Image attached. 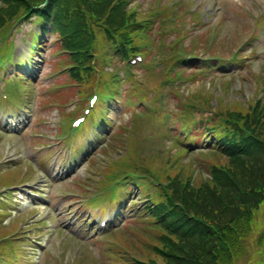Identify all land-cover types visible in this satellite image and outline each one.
<instances>
[{
  "label": "trees",
  "instance_id": "1",
  "mask_svg": "<svg viewBox=\"0 0 264 264\" xmlns=\"http://www.w3.org/2000/svg\"><path fill=\"white\" fill-rule=\"evenodd\" d=\"M77 1L60 0L54 20L66 35V46L82 52L88 47L89 38L85 40L81 32V12L90 15L86 18L87 25H92L94 20L107 25L113 43L118 38L130 43L126 27L129 20L135 21V16L123 3L113 7L117 0H105L99 9V0ZM40 16L43 20L49 18L45 14ZM87 57L83 52L74 55V60L83 58L86 62ZM206 123L216 131L211 149L228 161L213 164L212 177L200 187L176 184L181 207L173 208L169 202H161L157 210H152L155 217H162L167 230L160 239L166 264L230 263L241 248L253 208L263 195L264 104L251 102L246 112L221 110L207 118Z\"/></svg>",
  "mask_w": 264,
  "mask_h": 264
},
{
  "label": "rangeland",
  "instance_id": "2",
  "mask_svg": "<svg viewBox=\"0 0 264 264\" xmlns=\"http://www.w3.org/2000/svg\"><path fill=\"white\" fill-rule=\"evenodd\" d=\"M194 2L201 4V9L203 10L202 11L203 19L205 21H208L209 24L199 27L196 30L195 34L192 32L189 33L187 40L185 42L186 45H189V43L193 42V40L196 37V34H203V33L207 34L208 33V36L207 35L205 36V41L204 39H200L197 42L198 44L197 50L201 52L209 51L210 45H208V40H209L210 31L212 32V27L216 26L219 30V36L221 35V37H223L225 41L227 42L226 49H224L222 52L224 55H230L232 51L234 50V48L242 40H244L247 37V35L250 33V30H249L250 28L246 27V25H248L247 24L248 22L252 23V16L259 9V7L257 6L259 5V3L264 2V0H194ZM147 4L148 3H146V5ZM32 26H33L32 23L25 24L23 26V31H18L17 34L14 35L13 43L16 47V56L14 58L17 61L21 60V58L19 57V54H23L25 56L27 55L29 43H25L23 41V37H24L25 32L30 30ZM258 32L261 37V39L258 40L260 42V46L256 50V53L258 54V58L254 59L250 67L248 66L249 67L248 69L246 68L245 70L239 72L238 75H236L235 77H230L231 73L239 71L238 69L237 71H235L236 66L235 67L230 66V67H233L231 68V71L234 70L233 72H229V71H220V72H213V73L209 72L207 76L201 77V78L207 84L210 81L214 80L217 86V88L215 89L218 90V93H224L227 97H230V98L234 96L238 98L240 97L242 98L244 96L253 95L255 93L254 91L255 90V82H254L255 79L252 76V72H259L264 77V28L262 27L260 31ZM246 33L248 34L246 35ZM48 37L49 36L45 37V39L47 40ZM204 45L206 46V51H204L205 50ZM53 56H54L53 53L50 52L47 48L42 53H35L33 55V58L30 59L31 62L33 63L32 65L33 67L31 68V70L33 72L37 71V73L41 72V75L45 77L44 79H42L44 81L49 80V76L47 77L45 75L49 73L51 70V65H52L51 59L53 58ZM13 70H14V67H9L6 73H9V72L11 73ZM119 72L122 73V75L123 74L125 75L126 73L125 70H123V68L121 67L119 69ZM137 73L140 75L142 73V70L138 69ZM226 78H231L233 82L231 85L232 88L224 91L222 89L223 88L222 83H223V80H225ZM62 79L63 80L65 79V75H62ZM199 82L200 81H198L197 83H192L191 84L192 87L199 84ZM128 84H130V81L125 82V84H122L121 88L122 89L128 88L129 87ZM44 87H45L44 83H42L40 86H36L34 93L44 92L45 91ZM242 88H243L242 91L244 95L240 91V89ZM163 94H164V98L162 97L159 98V102L163 104L166 108L172 110V108L176 105L174 99L171 98L170 94H168V91H164ZM67 98L69 99L70 96H68ZM71 100H76V99L72 98ZM37 103L38 101L34 97V100H33L34 108L37 107ZM73 107L74 105L69 106L68 110L69 109L72 110ZM166 110L167 109H165L164 112ZM129 114H130L129 110H127L126 107H124L123 105L116 104L114 106V112L111 113L110 117H108V120L111 122L110 126L116 127V125L121 120H127ZM42 116L44 118L50 119L51 123L49 126L41 124L39 128L42 131L48 132L52 135L56 134L57 125H59V119H60V115L57 109L55 107H50L42 113ZM165 121H167V117L165 118ZM33 124H36V120L34 121ZM58 128L60 130V127ZM161 128L162 126H160L159 122H155V121L149 122L148 131H152V130L158 131L159 130L161 132ZM110 134H112V129H110L106 137H103V138H101L98 133H95L94 141L96 143L95 145H93L95 149L94 150L95 155L97 154V156H99L101 152L100 151L101 141L104 140V142L109 143V142H115L118 140V138H113V136H111ZM161 138H162L161 134L157 135L155 138H151L146 143L142 144V146L145 148V150H152V149L158 148L162 146ZM87 142H89V140H87ZM9 143L14 144V147L10 148ZM33 148L34 146H31L30 148V146L28 145L26 136L23 134L21 136L11 135V134L2 135V141L0 142V153H2L5 156L8 155L5 161L12 157H20V155L29 154L33 150ZM114 154L115 152H113V155ZM49 156H52V154L50 153ZM87 162L88 161L86 162L84 161L82 168L76 173V179H82L84 177ZM56 186H59V184ZM135 189L137 188H134V190ZM19 203L20 205H23V206H26L27 204V202L22 199L20 200ZM127 217H128V214H125L124 219ZM255 217L256 218L254 219V225H253L251 234L248 237L250 252L254 250V247L257 245L258 237L261 233V230L264 228V203L261 209L257 212V216ZM74 219H75V212L69 218V220L74 221ZM259 221L261 223V229L258 224ZM52 224L53 223H51V225ZM73 224L76 225L75 223ZM52 240H53V234L49 233L46 236L44 243H46V245L50 248L51 251H55L56 245L53 243ZM104 240L105 239H102V241ZM41 255L42 254L40 252L38 258H36V264H43ZM260 259H261L260 255L255 257V260H260ZM65 262L66 261H64V264ZM44 264H58V263L55 261H48L47 263H44Z\"/></svg>",
  "mask_w": 264,
  "mask_h": 264
}]
</instances>
